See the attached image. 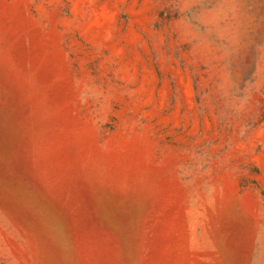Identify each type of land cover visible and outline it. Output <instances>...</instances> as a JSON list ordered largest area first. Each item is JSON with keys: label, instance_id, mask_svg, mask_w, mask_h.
<instances>
[{"label": "rangeland", "instance_id": "1", "mask_svg": "<svg viewBox=\"0 0 264 264\" xmlns=\"http://www.w3.org/2000/svg\"><path fill=\"white\" fill-rule=\"evenodd\" d=\"M0 264H264V0H0Z\"/></svg>", "mask_w": 264, "mask_h": 264}]
</instances>
